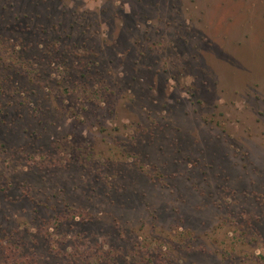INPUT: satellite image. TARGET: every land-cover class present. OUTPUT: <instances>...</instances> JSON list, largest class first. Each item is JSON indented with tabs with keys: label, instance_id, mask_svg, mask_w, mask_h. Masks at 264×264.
<instances>
[{
	"label": "rangeland",
	"instance_id": "obj_1",
	"mask_svg": "<svg viewBox=\"0 0 264 264\" xmlns=\"http://www.w3.org/2000/svg\"><path fill=\"white\" fill-rule=\"evenodd\" d=\"M0 264H264V0H0Z\"/></svg>",
	"mask_w": 264,
	"mask_h": 264
},
{
	"label": "clouds",
	"instance_id": "obj_2",
	"mask_svg": "<svg viewBox=\"0 0 264 264\" xmlns=\"http://www.w3.org/2000/svg\"><path fill=\"white\" fill-rule=\"evenodd\" d=\"M257 254H259V253H257Z\"/></svg>",
	"mask_w": 264,
	"mask_h": 264
}]
</instances>
